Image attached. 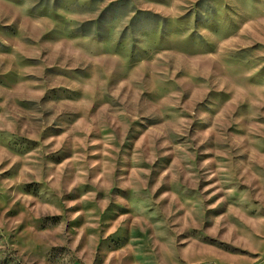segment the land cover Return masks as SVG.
Returning a JSON list of instances; mask_svg holds the SVG:
<instances>
[{
    "label": "rangeland",
    "instance_id": "obj_1",
    "mask_svg": "<svg viewBox=\"0 0 264 264\" xmlns=\"http://www.w3.org/2000/svg\"><path fill=\"white\" fill-rule=\"evenodd\" d=\"M0 264H264V0H0Z\"/></svg>",
    "mask_w": 264,
    "mask_h": 264
}]
</instances>
